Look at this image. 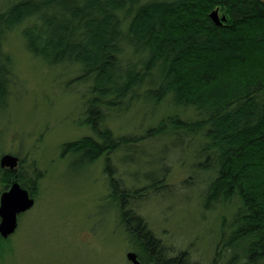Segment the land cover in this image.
Returning <instances> with one entry per match:
<instances>
[{
  "label": "trees",
  "instance_id": "16d2710c",
  "mask_svg": "<svg viewBox=\"0 0 264 264\" xmlns=\"http://www.w3.org/2000/svg\"><path fill=\"white\" fill-rule=\"evenodd\" d=\"M17 29L28 54L74 74L70 89L86 90L89 134L61 153L74 174L102 158L105 206L140 264L205 263L172 251L134 209L164 188V175L134 190L115 176L109 156L139 138L115 136L106 120L137 104L164 111L140 139L168 136L174 150L191 152L184 183L202 181V210H222L207 264H264V0H0V110L16 84L4 43ZM0 173L3 191L18 182L35 198L36 169L28 177L19 161Z\"/></svg>",
  "mask_w": 264,
  "mask_h": 264
},
{
  "label": "rangeland",
  "instance_id": "374dc122",
  "mask_svg": "<svg viewBox=\"0 0 264 264\" xmlns=\"http://www.w3.org/2000/svg\"><path fill=\"white\" fill-rule=\"evenodd\" d=\"M4 48L13 59L16 84L7 109L0 110V159L17 157L26 176L36 169L39 179L34 206L18 217L12 236L0 239V264H132L126 257L132 249L116 213L105 206L102 158L74 174L67 170L68 156L61 153L65 143L89 134L82 123L86 90L70 89L67 83L74 74L51 69L28 54L21 29L7 36ZM161 111L137 104L110 114L106 125L115 136L139 138L130 150L111 154L110 164L127 189H142L164 175L159 184L164 188H154L143 201L132 203L134 209L172 251L188 250L193 260L207 264L222 210H202V181L184 183L191 176L183 167L191 164V152L174 150L168 136L140 139L161 119ZM198 175L200 180L207 176ZM3 190L0 179V195Z\"/></svg>",
  "mask_w": 264,
  "mask_h": 264
},
{
  "label": "water",
  "instance_id": "95a60500",
  "mask_svg": "<svg viewBox=\"0 0 264 264\" xmlns=\"http://www.w3.org/2000/svg\"><path fill=\"white\" fill-rule=\"evenodd\" d=\"M218 9L210 13V17L216 25H221L226 20L222 15L218 17ZM18 158L12 155H4L0 159V168L9 171L16 170ZM35 200L29 191L23 188L18 182H13L7 191L0 195V237L7 239L13 235L18 227V217L26 213L34 206ZM127 260L132 264H140L133 252L126 255Z\"/></svg>",
  "mask_w": 264,
  "mask_h": 264
}]
</instances>
